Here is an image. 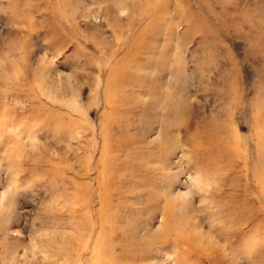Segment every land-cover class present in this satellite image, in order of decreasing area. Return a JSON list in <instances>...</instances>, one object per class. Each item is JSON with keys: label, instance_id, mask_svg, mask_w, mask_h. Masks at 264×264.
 <instances>
[{"label": "rangeland", "instance_id": "rangeland-1", "mask_svg": "<svg viewBox=\"0 0 264 264\" xmlns=\"http://www.w3.org/2000/svg\"><path fill=\"white\" fill-rule=\"evenodd\" d=\"M0 264H264V0H0Z\"/></svg>", "mask_w": 264, "mask_h": 264}]
</instances>
